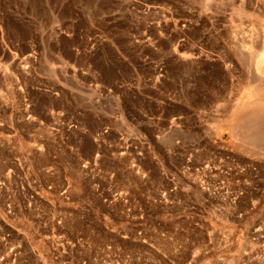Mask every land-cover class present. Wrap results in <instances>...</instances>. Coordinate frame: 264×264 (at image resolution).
Instances as JSON below:
<instances>
[{
    "label": "rangeland",
    "instance_id": "374dc122",
    "mask_svg": "<svg viewBox=\"0 0 264 264\" xmlns=\"http://www.w3.org/2000/svg\"><path fill=\"white\" fill-rule=\"evenodd\" d=\"M261 222L264 0H0V264H264Z\"/></svg>",
    "mask_w": 264,
    "mask_h": 264
},
{
    "label": "bare ground",
    "instance_id": "6f19581e",
    "mask_svg": "<svg viewBox=\"0 0 264 264\" xmlns=\"http://www.w3.org/2000/svg\"><path fill=\"white\" fill-rule=\"evenodd\" d=\"M263 56V55H262ZM261 61H262V59H261ZM241 117V116H240ZM244 118V117H243ZM246 118V117H245ZM243 120H240V122H238L239 124H237L236 125V123L235 124H233V125H231L232 127V133H233V135H234V137H235V139H237V140H239V141H242V142H247V141H249V142H251V144H253V142L255 141V138H253V136H252V138H251V136L250 135H246L245 133H244V129H245V127H246V124L244 123V121L242 122ZM252 121V120H251ZM236 122V121H235ZM254 122V123H253ZM252 123H251V126H253V128H254V126H256L255 124L257 123V120H254ZM247 123H248V120H247ZM232 124V123H231ZM230 127V126H229ZM244 133V134H243ZM246 133H247V131H246ZM248 134H249V132H248ZM244 170V169H243Z\"/></svg>",
    "mask_w": 264,
    "mask_h": 264
},
{
    "label": "built area",
    "instance_id": "2783aa9c",
    "mask_svg": "<svg viewBox=\"0 0 264 264\" xmlns=\"http://www.w3.org/2000/svg\"><path fill=\"white\" fill-rule=\"evenodd\" d=\"M232 162L234 164L233 165L234 167L232 166V170L230 171L232 175H231V178H230L229 181L231 183H235V182H237V181H239L240 179L243 178L242 172H243L244 167H240L236 162H234V160H232ZM217 185L221 186L222 185V181H218ZM258 224H264V223L261 222V223H258Z\"/></svg>",
    "mask_w": 264,
    "mask_h": 264
},
{
    "label": "crops",
    "instance_id": "0c3cea01",
    "mask_svg": "<svg viewBox=\"0 0 264 264\" xmlns=\"http://www.w3.org/2000/svg\"><path fill=\"white\" fill-rule=\"evenodd\" d=\"M239 115V113H238ZM234 162H236L237 164H246V162L252 163L253 161V157H250L248 154H244L241 152H235L233 154V158Z\"/></svg>",
    "mask_w": 264,
    "mask_h": 264
}]
</instances>
